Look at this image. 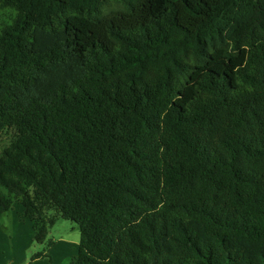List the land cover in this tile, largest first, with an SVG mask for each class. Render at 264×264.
Returning <instances> with one entry per match:
<instances>
[{"label":"trees","instance_id":"1","mask_svg":"<svg viewBox=\"0 0 264 264\" xmlns=\"http://www.w3.org/2000/svg\"><path fill=\"white\" fill-rule=\"evenodd\" d=\"M8 130L0 219L70 264H264V0H0Z\"/></svg>","mask_w":264,"mask_h":264},{"label":"rangeland","instance_id":"2","mask_svg":"<svg viewBox=\"0 0 264 264\" xmlns=\"http://www.w3.org/2000/svg\"><path fill=\"white\" fill-rule=\"evenodd\" d=\"M12 137L10 130L0 135V154ZM20 208L15 203L0 219V264H70L77 256L80 241L77 225L51 213L56 221L49 229L46 243L39 245L34 241L32 223L18 212ZM35 254L47 257L33 259Z\"/></svg>","mask_w":264,"mask_h":264},{"label":"crops","instance_id":"3","mask_svg":"<svg viewBox=\"0 0 264 264\" xmlns=\"http://www.w3.org/2000/svg\"><path fill=\"white\" fill-rule=\"evenodd\" d=\"M18 212L21 213L22 216H23V208H22V206H21V208L18 210ZM23 217H24V216H23ZM24 218H25V217H24ZM33 233H34V232H33ZM34 264H36V262H35Z\"/></svg>","mask_w":264,"mask_h":264}]
</instances>
